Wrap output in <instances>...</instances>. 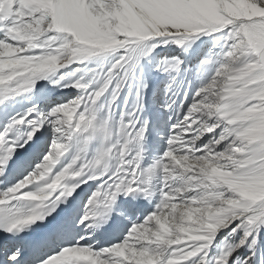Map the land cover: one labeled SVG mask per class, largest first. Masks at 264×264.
Masks as SVG:
<instances>
[{
	"label": "snow or ice",
	"instance_id": "snow-or-ice-1",
	"mask_svg": "<svg viewBox=\"0 0 264 264\" xmlns=\"http://www.w3.org/2000/svg\"><path fill=\"white\" fill-rule=\"evenodd\" d=\"M0 264H264V0H0Z\"/></svg>",
	"mask_w": 264,
	"mask_h": 264
},
{
	"label": "bare ground",
	"instance_id": "bare-ground-1",
	"mask_svg": "<svg viewBox=\"0 0 264 264\" xmlns=\"http://www.w3.org/2000/svg\"><path fill=\"white\" fill-rule=\"evenodd\" d=\"M177 79L180 80V77H178ZM153 139H155L157 143L162 144V141H160V140H158V139H156V138H150V142H151ZM162 150H163V149H162V147H161L160 151H162Z\"/></svg>",
	"mask_w": 264,
	"mask_h": 264
}]
</instances>
